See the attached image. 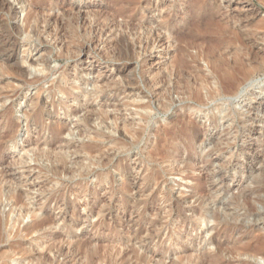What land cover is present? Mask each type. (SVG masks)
<instances>
[{
	"label": "rangeland",
	"instance_id": "1",
	"mask_svg": "<svg viewBox=\"0 0 264 264\" xmlns=\"http://www.w3.org/2000/svg\"><path fill=\"white\" fill-rule=\"evenodd\" d=\"M263 47L264 0H1L0 264H191L201 188L264 228Z\"/></svg>",
	"mask_w": 264,
	"mask_h": 264
},
{
	"label": "bare ground",
	"instance_id": "2",
	"mask_svg": "<svg viewBox=\"0 0 264 264\" xmlns=\"http://www.w3.org/2000/svg\"><path fill=\"white\" fill-rule=\"evenodd\" d=\"M178 1V0H177ZM190 1V0H188ZM1 2V0H0ZM4 2V1H3ZM7 2V0H6ZM4 4V3H3ZM262 4V3H261ZM5 5V4H4ZM10 4H8L9 6ZM7 7V6H6ZM8 8V7H7ZM12 8V7H11ZM64 8V7H62ZM60 9V8H59ZM10 10V9H9ZM62 10V9H61ZM251 11V10H250ZM125 12V11H124ZM127 12V11H126ZM125 14V13H124ZM192 14V13H191ZM194 14V13H193ZM251 14V13H250ZM33 15V14H32ZM118 15V14H117ZM181 15V14H180ZM254 16V14H252ZM137 16V15H136ZM207 16V15H206ZM256 16V14H255ZM32 17V16H31ZM125 17V15H123V18ZM186 17V16H185ZM195 17V16H194ZM208 17V16H207ZM215 17V16H214ZM206 18V17H205ZM28 19V18H27ZM186 19V18H184ZM189 19V18H188ZM203 19V18H202ZM215 19V18H214ZM37 20V19H36ZM130 20V19H129ZM134 20V19H133ZM149 20V19H147ZM174 20V19H173ZM192 20V19H191ZM136 21V20H135ZM146 21V20H145ZM189 21V20H188ZM193 21V20H192ZM203 21V20H201ZM250 21V20H249ZM248 21V22H249ZM172 22V21H171ZM178 22V21H177ZM197 21H193L191 23H195L193 24L194 26L197 25L196 24ZM37 23V22H36ZM149 23V21L147 22ZM146 23V24H147ZM29 24V22H28ZM130 24V22H129ZM145 24V23H144ZM188 25H190V22L188 23ZM132 25V24H131ZM143 26V24H141ZM151 25V24H149ZM156 25V24H155ZM149 27V26H148ZM154 27V26H153ZM163 26L161 25H158L157 28H155V30H158V29H161ZM186 28V27H184ZM183 28V30H184ZM108 29V28H107ZM144 29V28H143ZM167 29V28H166ZM148 30V29H147ZM263 30V29H262ZM160 31V30H159ZM226 31V30H225ZM215 32V31H214ZM217 32V31H216ZM215 32V33H216ZM144 33V31H143ZM162 33V32H161ZM183 33V32H182ZM182 33H180V35H182ZM221 33V32H220ZM171 34V33H170ZM179 34V33H178ZM184 34V33H183ZM185 35V34H184ZM202 35V34H201ZM221 36L224 35V34H220ZM241 35V34H240ZM164 36V35H163ZM177 36V34H176ZM192 36V35H191ZM193 36H195L196 40H199V35H194L193 33ZM207 36V35H206ZM210 36V35H209ZM213 37V35H211ZM124 37V36H123ZM143 37V36H142ZM204 37V36H203ZM223 37V36H222ZM226 37V35H225ZM242 37V35H241ZM121 38V37H120ZM119 38V39H120ZM158 38V36H157ZM170 38V37H169ZM201 38V37H200ZM220 38V37H219ZM218 38V39H219ZM232 38V37H231ZM250 38V37H249ZM262 38V37H261ZM118 39V38H117ZM124 39V38H122ZM148 39V38H147ZM171 39V38H170ZM144 40V39H143ZM162 40V39H161ZM165 40V38H164ZM175 40V38H174ZM194 39V41H196ZM237 40V39H235ZM120 41V40H119ZM141 41V40H140ZM191 42L192 45H195V42ZM246 41V40H244ZM253 41V40H252ZM3 42V41H2ZM213 42V41H212ZM222 42V41H221ZM238 42V41H237ZM248 42V40H247ZM156 43V42H155ZM214 43V42H213ZM6 44V43H4ZM113 44V43H112ZM239 44V43H238ZM130 43L127 45L129 46ZM143 45V44H142ZM223 45V43H222ZM255 45V44H254ZM114 46H116L114 44ZM177 48L179 45H176ZM237 46V45H236ZM242 46V45H240ZM12 47V46H11ZM131 47V46H130ZM243 47V46H242ZM245 47V46H244ZM243 47V48H244ZM133 48V47H132ZM131 48V49H132ZM142 48V47H141ZM252 48V46H251ZM262 48V47H261ZM264 48V47H263ZM128 49V47H127ZM130 49V50H131ZM254 49V48H253ZM260 50V48H258ZM228 51V50H227ZM225 51V52H227ZM248 51L249 48H248ZM247 51V55H249V52ZM257 51V50H256ZM255 51V52H256ZM259 52V51H258ZM246 54V53H245ZM255 54V53H254ZM244 55V54H243ZM202 56V55H201ZM246 56V55H245ZM257 56V55H256ZM249 57V56H248ZM244 58V57H243ZM250 58V57H249ZM252 58V57H251ZM258 58V57H257ZM202 60L203 62V59H200ZM254 61V60H253ZM231 62V61H229ZM208 63V62H207ZM256 63V62H255ZM252 66V65H251ZM255 67V66H253ZM256 69V68H255ZM173 70V69H172ZM250 70V69H249ZM232 71V70H231ZM216 72V71H215ZM214 72V73H215ZM237 74V73H236ZM176 75V74H174ZM212 76V75H211ZM235 75H227L226 77H224V79L222 80V82L220 83V85H216L217 87V90H215V94L218 93L220 96L222 94H225V93H230L231 90H235L237 88V86L241 83L237 77H234ZM247 76V75H246ZM245 76V77H246ZM215 77V76H213ZM218 78V77H217ZM215 79V78H214ZM218 80V79H217ZM163 82V81H162ZM220 82V81H219ZM218 82V84H219ZM207 85V84H206ZM173 87V86H172ZM167 88V87H166ZM68 89V88H67ZM76 89V88H75ZM58 91V89H57ZM65 91V89H64ZM70 92V91H69ZM159 92V91H158ZM79 93V92H78ZM183 93V92H182ZM68 94V93H67ZM84 94V93H83ZM232 94V93H231ZM69 95V94H68ZM81 95V94H80ZM170 95V94H169ZM79 96V95H78ZM84 96V95H83ZM189 96V95H188ZM199 96V95H198ZM230 96V95H229ZM212 97V92L209 94V98ZM182 98V97H181ZM73 99V98H72ZM184 100V99H183ZM193 100V99H191ZM198 100V99H197ZM185 101V100H184ZM169 104V103H168ZM166 105V104H165ZM264 110V109H263ZM148 118V117H147ZM103 120V119H102ZM149 121V120H147ZM151 121V120H150ZM214 121V119H213ZM101 122V121H100ZM104 122V121H103ZM180 123V122H178ZM188 124V122H187ZM190 124V123H189ZM175 125V124H174ZM101 126V125H100ZM112 126V125H111ZM140 126V125H139ZM146 128V127H145ZM144 128V129H145ZM185 137L187 139H189V141L195 139L197 137V133H198V128H197V125H188V126H185ZM261 128V127H260ZM62 129V128H61ZM112 129V128H110ZM170 130V128H168ZM177 130V129H176ZM60 131V130H59ZM58 131V133H59ZM172 131V130H171ZM174 131V130H173ZM183 131V130H182ZM122 132V131H121ZM200 132V131H199ZM183 133V132H182ZM264 133V132H263ZM147 134V133H145ZM181 134V133H180ZM122 135V134H121ZM148 135V134H147ZM178 137V136H177ZM143 140V138H141ZM56 141V140H54ZM139 141V140H138ZM163 141V140H162ZM169 141V140H168ZM172 141V140H171ZM167 142V141H166ZM182 142V141H181ZM187 142V141H186ZM264 142V141H263ZM138 143V142H137ZM160 143V142H159ZM183 143V142H182ZM182 145V144H181ZM187 146V145H186ZM189 146V145H188ZM197 146V145H196ZM200 146V145H199ZM264 146V145H263ZM193 148L195 147L194 145L192 146ZM151 149V148H150ZM192 149V148H190ZM195 150V149H194ZM198 150V149H197ZM201 152V151H200ZM257 153V151H256ZM153 154H155V151L153 152ZM258 155V153H257ZM188 159V158H187ZM184 160V159H183ZM206 161V160H205ZM262 161V160H261ZM185 162V161H184ZM192 162V161H191ZM203 162V161H202ZM189 163V162H188ZM208 163V162H207ZM259 166V165H258ZM264 166V165H263ZM187 167V165H186ZM257 167V166H255ZM206 170V169H205ZM196 177V176H195ZM193 178V177H192ZM201 178V177H200ZM204 179V178H203ZM206 179V178H205ZM201 180V179H200ZM199 180V182H201ZM198 181V180H197ZM206 183V182H205ZM200 184V183H199ZM207 187V186H206ZM193 188V187H192ZM210 188V187H209ZM205 189V188H204ZM208 189V188H207ZM255 189V188H254ZM259 190H264V186L260 187ZM256 192V191H254ZM209 193V192H208ZM205 190H203L202 188L201 189H197L193 195H197V199H200L198 205H199V208L193 213V219L194 221L196 222H203V221H208L209 219H213V220H216V224L212 227L211 230H214L215 233L213 236H211V246H212V249H209V248H205V252L204 253H198L192 260H190V258H186L188 260L186 261H193L191 262V264H230V261L231 259H235L237 258L239 261H244L243 264H256L255 262L258 261V260H262L264 261V230L262 231V229L264 228H255L257 229L258 231H256V234H254V236H249L248 238H246L245 240H243L242 237H233L231 241L230 240V230H234L236 227H238L236 225V223H233L231 221V219H234V221L237 219V215L236 217L235 216H232L233 215V212H230L229 215H231L230 217V221H227V220H223V221H218V211L216 209H214L211 205H214L216 203L215 199L213 197H208L209 200L208 202H206L205 200H203V197H205ZM188 196V195H187ZM248 196V195H247ZM177 200V199H176ZM188 201V200H187ZM218 201V200H217ZM248 200H246L247 202ZM187 203V202H186ZM220 203V202H219ZM249 203V202H248ZM171 204V203H170ZM208 204H211L210 206L211 207H207ZM263 204H264V200H263ZM217 205V204H216ZM206 206V207H205ZM181 207V205H180ZM179 207V208H180ZM205 209H204V208ZM224 207V206H223ZM208 208L210 209L209 212H208ZM175 210V209H174ZM181 210V209H180ZM251 209L248 207V213H251L250 211ZM231 211V210H230ZM208 212V213H207ZM247 212V211H246ZM183 213V212H182ZM253 213V212H252ZM181 214V213H180ZM259 214V213H258ZM255 215V214H254ZM257 215V214H256ZM170 217V216H169ZM185 218V217H184ZM182 220V219H181ZM189 220V219H188ZM190 222V221H189ZM178 223V222H177ZM187 223V222H186ZM190 224V223H189ZM238 224V223H237ZM255 224V223H254ZM158 225V224H157ZM177 225V224H176ZM242 227V226H241ZM246 227V226H245ZM176 228V226H175ZM196 228V227H195ZM179 229V228H177ZM185 229V228H184ZM242 229V228H241ZM252 229V228H251ZM148 230V229H147ZM175 230V229H174ZM186 230V229H185ZM249 230V229H248ZM188 231V230H187ZM240 231V230H239ZM142 232V231H141ZM140 232V233H141ZM151 232V231H150ZM169 232V231H168ZM177 232V231H176ZM202 232V231H201ZM251 232V231H250ZM178 233V232H177ZM197 234V233H196ZM247 234V233H246ZM197 236V235H196ZM209 236V235H208ZM241 236V235H240ZM180 237V236H179ZM183 237V236H182ZM175 239V238H174ZM182 239V238H181ZM168 240V239H167ZM170 240V239H169ZM192 241V240H191ZM197 241V240H196ZM204 243L206 244H209L208 243V240L207 239H203ZM186 242V241H184ZM188 242V241H187ZM120 243V242H119ZM175 243V242H174ZM170 244V242H169ZM191 244V243H190ZM199 244V243H198ZM180 245V244H179ZM205 245V244H204ZM169 246V245H168ZM167 247V246H166ZM193 249V248H192ZM190 248H188L187 246H182L181 247V250L178 252L179 254H176V257L177 259L173 260L171 258V261H184L185 259V254L187 251H189ZM132 252V251H131ZM194 252V251H193ZM134 253V251H133ZM126 254V253H125ZM135 254V253H134ZM133 254V255H134ZM189 254H187L188 256ZM195 255V254H194ZM136 259L138 260H146L147 259V256L143 253H139V252H136ZM152 256V255H151ZM150 257V256H149ZM170 258V257H169ZM168 260V259H167ZM232 260V261H233ZM237 261V260H236ZM136 262V261H135ZM139 262V261H138ZM260 262V261H259ZM141 263V262H140ZM238 263V262H237ZM137 264V263H136Z\"/></svg>",
	"mask_w": 264,
	"mask_h": 264
}]
</instances>
